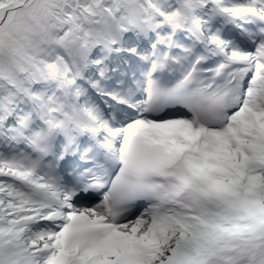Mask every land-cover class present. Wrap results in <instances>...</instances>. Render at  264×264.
Listing matches in <instances>:
<instances>
[{
	"label": "snow or ice",
	"instance_id": "6c2138e0",
	"mask_svg": "<svg viewBox=\"0 0 264 264\" xmlns=\"http://www.w3.org/2000/svg\"><path fill=\"white\" fill-rule=\"evenodd\" d=\"M0 264H264V0H0Z\"/></svg>",
	"mask_w": 264,
	"mask_h": 264
}]
</instances>
